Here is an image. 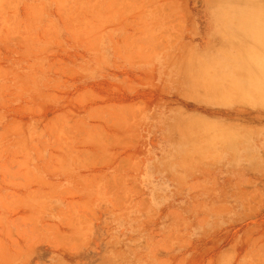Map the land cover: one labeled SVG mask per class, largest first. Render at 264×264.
<instances>
[{"label": "rangeland", "instance_id": "rangeland-1", "mask_svg": "<svg viewBox=\"0 0 264 264\" xmlns=\"http://www.w3.org/2000/svg\"><path fill=\"white\" fill-rule=\"evenodd\" d=\"M245 2L0 0V264H264Z\"/></svg>", "mask_w": 264, "mask_h": 264}, {"label": "bare ground", "instance_id": "bare-ground-1", "mask_svg": "<svg viewBox=\"0 0 264 264\" xmlns=\"http://www.w3.org/2000/svg\"><path fill=\"white\" fill-rule=\"evenodd\" d=\"M247 6L245 7V12L246 14H249L255 10H257L258 14H261L260 16H264V7L262 8L261 5L264 6V0H248V3H244ZM242 49L241 52V57H240V63L242 65H249L251 66H257L258 69H262L264 71V56L259 57L258 55L255 54L256 51L260 50V47L256 44H250L247 45L244 49ZM264 54V52H263Z\"/></svg>", "mask_w": 264, "mask_h": 264}]
</instances>
